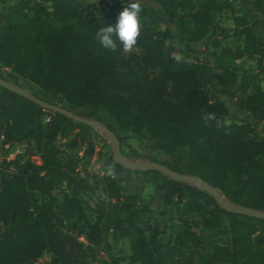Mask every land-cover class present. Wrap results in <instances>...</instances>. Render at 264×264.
<instances>
[{
  "label": "trees",
  "instance_id": "trees-1",
  "mask_svg": "<svg viewBox=\"0 0 264 264\" xmlns=\"http://www.w3.org/2000/svg\"><path fill=\"white\" fill-rule=\"evenodd\" d=\"M151 1L154 5L138 0L141 30L129 52L108 51L94 38L100 24L115 22L121 0L97 12H87L79 0L6 4L0 14V64L10 71L4 74L0 68V77L21 87L23 79L60 97L67 104L61 107L101 122L120 143L127 134L145 141L166 155L159 163L169 169L199 177L235 205L264 212V133L251 120L227 123L228 106L217 97H226L255 124L264 125L262 0ZM222 12H230L233 36L243 46L222 47L218 57L254 59L255 73L238 77L231 68L173 55V43L193 51L191 45L214 36L215 16ZM49 113L0 86V157L5 164L0 170V264H36L45 252L50 264H108L96 256L100 249L110 251L106 235L117 214L129 244L128 264H264V218L226 211L209 193L158 171L135 172L159 176L165 207L175 195L176 208L181 203L187 216L199 221L182 218L171 245L157 240L156 226L146 234L138 216L151 211L150 205L141 207L139 196L124 194L116 181L130 170L109 153L101 174H92L89 181L77 162L83 165L92 157L97 132L58 112L43 122ZM209 113L215 119L206 121ZM132 159L156 161L136 151ZM99 183L101 197L96 194ZM186 192L189 198L182 202ZM38 194L47 200L39 202ZM199 226L222 229L226 243L206 250L196 232Z\"/></svg>",
  "mask_w": 264,
  "mask_h": 264
},
{
  "label": "rangeland",
  "instance_id": "rangeland-1",
  "mask_svg": "<svg viewBox=\"0 0 264 264\" xmlns=\"http://www.w3.org/2000/svg\"><path fill=\"white\" fill-rule=\"evenodd\" d=\"M14 0H0V14L2 13V8L9 3H12ZM84 4V7L87 12H97L105 4L113 3L116 0H79ZM146 5H154L151 0H140ZM264 5V0H262ZM234 10L239 11V4L233 2ZM241 12V11H239ZM215 25L216 33L214 36L208 38L205 43L193 44L191 45L192 50H185V48L178 44L173 43L174 48L173 55L177 58H187L191 60L201 61L207 64L218 65L222 67L231 68L234 73L239 77L241 74H253L257 71L256 61L254 59H249L247 57H242L237 60H232L229 58H220L218 54L222 47H228L235 49L237 46L242 47L243 41L237 39L233 36V23L230 12H222L216 14L215 16ZM163 28V27H162ZM215 44H218L215 47ZM1 71L6 74L10 71V68H7L0 64ZM19 83L25 86L26 90L35 93L40 98H43L46 101L51 103L60 104L61 106L67 107V104L60 97L46 93L44 94L38 87L25 82L23 79ZM261 85L264 86V82H261ZM217 97L223 99L225 104L228 106V115L225 118L227 123L229 122H241L245 120H251L255 125V130L259 134L264 133V125L255 124L251 117L243 111L237 110L230 101L224 96L218 95ZM62 140H58V145L60 148ZM120 143V142H119ZM18 147V146H17ZM120 148L122 153L131 160L133 158V151L139 152L143 155H148L153 157L156 161L161 162L166 159V155L161 152L151 150L148 148V144L145 141H139L137 138L132 135L127 134V139L124 143H120ZM82 150L80 149L79 154L82 157ZM112 146L104 136L97 133L94 138V154L92 157L86 161L85 164L77 162V170H81V175H87L89 181L92 180L91 175L94 173L101 174L104 168V159L105 155L111 153ZM62 161L64 162L67 158L66 154L61 155ZM32 160L39 163L38 157H32ZM135 161V160H134ZM5 168V164L2 162V157H0V170ZM113 164L108 166V169L111 170ZM116 181L119 184L122 192L124 194H137L139 196L140 206L146 204L150 205L151 211H141L138 216V223L144 230L146 234H149L150 228L156 226L158 228L157 240L164 245H171L173 242L174 234L179 228L182 218H187L191 223L199 221L198 218L190 219L187 216L186 210L181 206V203L178 204L179 209L176 208L175 201L176 196L172 198V202L165 207L166 197L165 190L159 189L158 184H160L161 178L156 176L154 173H149L143 175L135 171H126L120 175L116 176ZM181 182V181H180ZM188 186H193L199 190H203L200 187H197L194 182H181ZM56 191H53L52 194H55ZM96 194L100 197L102 196V188L99 183ZM215 200H225L224 197H221L218 192L212 196ZM189 198V193L186 192L182 198V202H185ZM39 202L43 203L47 200V196L43 194H38ZM165 208L164 214H160L159 210ZM118 218L117 222L112 223L110 230L108 231L106 238L109 242L111 249L108 253H105L99 250L96 258L105 260L108 264H128V258L130 255L129 244L125 237L121 235V230L119 229V221L121 220V215H116ZM122 224V223H120ZM122 226V225H120ZM196 232L202 238V244L204 248L210 251L214 246L222 245L226 243V236L223 234L222 229L216 230H206L202 226L196 228ZM77 240L86 244L84 237H78ZM187 254V253H186ZM36 264H50V253L45 252L39 257L36 261ZM95 264V262L93 263Z\"/></svg>",
  "mask_w": 264,
  "mask_h": 264
},
{
  "label": "water",
  "instance_id": "water-1",
  "mask_svg": "<svg viewBox=\"0 0 264 264\" xmlns=\"http://www.w3.org/2000/svg\"><path fill=\"white\" fill-rule=\"evenodd\" d=\"M0 86L15 92L27 99L32 100L36 104L40 105L41 107L45 108L46 110L58 112L61 113L75 121L81 122L83 124H86L90 126L94 131H96L98 134L104 136L105 139L108 140L110 145L112 146L111 151V157L112 160L122 166L124 169L130 170V171H158L175 181H181V182H194L196 183L197 187H200L203 189V191L209 193L211 196L213 194L217 193L223 197L220 193L218 188L212 187L209 184H207L205 181L201 180L199 177L192 176V175H184L180 174L178 172H175L165 165L157 162V161H145V160H131L128 159L121 151L120 143L115 134L108 129L104 124L101 122L95 120V119H87L78 116L77 114L73 113L70 110H67L63 107H61L59 104H50L48 102L42 101L32 95L30 92L26 91L19 85H15L11 82L6 81L4 78L0 77ZM60 100V98H59ZM216 202L219 204V206L229 212L237 213V214H243V215H249L259 218H264V212L253 210L241 205H235L227 200H216Z\"/></svg>",
  "mask_w": 264,
  "mask_h": 264
},
{
  "label": "clouds",
  "instance_id": "clouds-1",
  "mask_svg": "<svg viewBox=\"0 0 264 264\" xmlns=\"http://www.w3.org/2000/svg\"><path fill=\"white\" fill-rule=\"evenodd\" d=\"M121 3L115 22L100 24L94 34L100 47L111 52L118 48L123 52L133 50L141 30V5L138 0H121ZM205 119L211 121L215 117L209 113Z\"/></svg>",
  "mask_w": 264,
  "mask_h": 264
},
{
  "label": "built area",
  "instance_id": "built-area-1",
  "mask_svg": "<svg viewBox=\"0 0 264 264\" xmlns=\"http://www.w3.org/2000/svg\"><path fill=\"white\" fill-rule=\"evenodd\" d=\"M53 114V111H50L49 114H46L43 118V122H48L50 120V116ZM18 152V151H17Z\"/></svg>",
  "mask_w": 264,
  "mask_h": 264
}]
</instances>
